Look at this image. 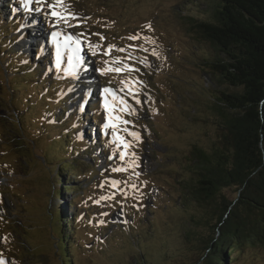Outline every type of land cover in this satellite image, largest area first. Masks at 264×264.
Wrapping results in <instances>:
<instances>
[{"label":"rangeland","instance_id":"1","mask_svg":"<svg viewBox=\"0 0 264 264\" xmlns=\"http://www.w3.org/2000/svg\"><path fill=\"white\" fill-rule=\"evenodd\" d=\"M211 5L0 0V264H69L65 254L72 264L199 260L187 227L197 215L177 206L180 180L193 171V147L219 143L214 105L227 86L202 67L214 50L184 17L200 18ZM22 56L38 72L18 73ZM71 117L75 135H67ZM74 136L88 139L70 157L75 190L54 197ZM60 204L74 253L63 250L51 219ZM235 264H264V252Z\"/></svg>","mask_w":264,"mask_h":264},{"label":"trees","instance_id":"2","mask_svg":"<svg viewBox=\"0 0 264 264\" xmlns=\"http://www.w3.org/2000/svg\"><path fill=\"white\" fill-rule=\"evenodd\" d=\"M210 1V10L200 18L184 19L214 50L212 57L203 60L202 67L216 73L219 87L227 86L218 92L214 105L222 135L219 143L207 151L192 148L193 171L180 180L183 187L177 206L192 208L197 215L187 225L199 244L201 256L195 264H235L244 256L256 260L264 252V0ZM14 23L19 24L11 23L12 30L16 29ZM9 33L5 30L2 37ZM18 60L26 68H20L18 73L30 76L38 72L32 69L31 57ZM71 119L73 129L69 128L72 132L67 135H75L79 123L77 117ZM67 142L71 144L69 157L58 164L62 174L57 175L55 186L61 188L54 197H62L66 191L74 193L75 187L69 181L74 179L71 173H79L70 157L79 155L77 145L84 149L88 139L74 136ZM231 191L234 196L229 195ZM152 209L149 207L148 213ZM51 219L59 230L63 250L74 253L76 247L69 240L75 232L63 205L55 209ZM125 227L132 231L136 225L130 222ZM133 243H139L138 239ZM140 255L145 262L144 255ZM69 256L65 254V259L72 264Z\"/></svg>","mask_w":264,"mask_h":264},{"label":"built area","instance_id":"3","mask_svg":"<svg viewBox=\"0 0 264 264\" xmlns=\"http://www.w3.org/2000/svg\"><path fill=\"white\" fill-rule=\"evenodd\" d=\"M1 174H3V175H7V173H3V172H2Z\"/></svg>","mask_w":264,"mask_h":264}]
</instances>
